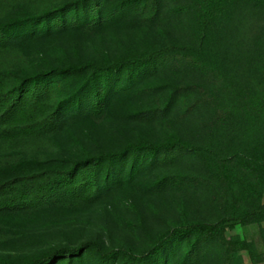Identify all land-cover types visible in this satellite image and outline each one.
Here are the masks:
<instances>
[{"label":"trees","instance_id":"obj_1","mask_svg":"<svg viewBox=\"0 0 264 264\" xmlns=\"http://www.w3.org/2000/svg\"><path fill=\"white\" fill-rule=\"evenodd\" d=\"M244 8L264 12V0H0V264H238L240 252L264 263V231L259 252L225 236L264 222V27L233 49ZM165 70L193 79L158 78ZM118 112L157 125L159 139L93 153L72 136ZM181 123L193 140L178 135ZM183 159L197 171L172 168ZM141 182L149 194L202 191L213 217L194 218L180 199L139 251L90 240L11 253L32 229L105 198L122 204Z\"/></svg>","mask_w":264,"mask_h":264},{"label":"rangeland","instance_id":"obj_2","mask_svg":"<svg viewBox=\"0 0 264 264\" xmlns=\"http://www.w3.org/2000/svg\"><path fill=\"white\" fill-rule=\"evenodd\" d=\"M233 26L234 33L230 44L233 49L242 48L243 44L264 27V12L250 8L239 9L235 12ZM124 33L138 44L146 43L153 38V36L145 34L136 35L134 31ZM119 37L120 42L126 43L121 38L122 36ZM60 42L68 46L72 40L64 39ZM118 44V40H110L104 43V47L111 55H116L121 50ZM157 77L173 81H191L193 79L188 72L176 74L168 73L167 70L159 73ZM111 116L100 123L87 124L75 129L72 136L83 140L93 153L100 150H116L126 141H133L136 135L148 137L153 141H157L160 137V128L155 124L133 123L120 112ZM175 127L179 136L193 140L194 128L190 124L181 123ZM70 136L69 133L60 135L59 138L63 145V149L59 151L60 154H67L65 148ZM172 168L180 172L194 173L197 171V165L187 159L179 160ZM135 191L121 194L122 204L118 205L113 199L105 198L85 211L62 219L70 218L72 221L69 223L60 222L48 227L32 229L23 242L20 241L12 246L11 253L23 256L61 244L77 245L90 240L99 241L106 247L124 245L132 251H139L149 240L154 239L165 230L166 221L174 216V205L180 199L187 202L189 212L194 218L211 220L213 217V209L206 203L205 193L202 191L149 194L145 189L144 182L137 185ZM127 203L131 204L132 208ZM263 231L264 222L260 225H236L233 229L226 230L225 236L227 238L239 237L252 245L256 252H259L263 241ZM236 261L238 264H251L248 252H240Z\"/></svg>","mask_w":264,"mask_h":264}]
</instances>
